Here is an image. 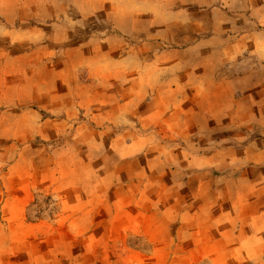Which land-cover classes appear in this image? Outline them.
I'll list each match as a JSON object with an SVG mask.
<instances>
[{"label":"rangeland","instance_id":"1","mask_svg":"<svg viewBox=\"0 0 264 264\" xmlns=\"http://www.w3.org/2000/svg\"><path fill=\"white\" fill-rule=\"evenodd\" d=\"M175 1L0 0V189L11 184L28 194L14 214L0 210V264H116L109 260L114 251L130 254L129 264H264V255L259 260L253 254L234 261L216 253L197 261L172 260L173 253L188 254L194 246L178 245L173 227L147 225L152 219L179 220L184 206L190 207L186 218L206 221L219 211V219H231L239 194L224 177L258 165L229 162L235 156L222 154L212 171L219 183L210 187V161L197 163L190 156L264 144V120L215 131L202 147L188 140L180 149L187 160L162 149L151 160L149 153L122 158L114 142L136 134L126 118L136 122L147 110L153 81L183 69L163 65L193 61L192 55L172 51L190 28L177 18L181 11L166 12L178 7ZM226 66L218 74L215 69L214 80L234 70ZM216 84L209 91H227L225 83L218 89ZM224 102L211 99L209 104L216 110ZM201 167L208 172L204 178L195 174ZM249 180H239L240 196L254 190ZM216 187L219 205L210 212L208 191ZM84 198L89 219L100 204L106 205L104 220L113 218L118 207H131L139 210L138 227L119 228L115 243L105 244L98 237L106 230L83 227V211H75ZM162 235L169 244L150 240ZM154 251L158 260L150 259Z\"/></svg>","mask_w":264,"mask_h":264},{"label":"crops","instance_id":"2","mask_svg":"<svg viewBox=\"0 0 264 264\" xmlns=\"http://www.w3.org/2000/svg\"><path fill=\"white\" fill-rule=\"evenodd\" d=\"M175 2L178 7L174 8L171 5L166 12L181 11L177 14V18L190 28L184 32L183 36L186 37L184 43L172 51L184 53L187 56L192 55L193 61L175 59L170 61L167 67L163 65L167 69H183L175 76L167 78L160 76L157 81L154 80L153 84L156 86L152 90V98L145 103L147 110L137 116L136 122L126 118L133 124L128 128L134 130L136 134H133L134 137L130 140L124 139L126 136L124 134L121 139L114 140L121 147L122 158L134 159L139 153L145 154L144 158L149 153L151 160L156 149H162L168 154L175 151L187 160V152L180 149H185L188 140L194 138L193 144L202 147L204 142H212L211 135H214L215 131L222 133L235 126H246L251 122L260 123L264 120V30L260 28L264 26V0H176ZM252 59L253 62H258L256 66L251 64ZM224 65L229 67V71L231 68L234 70L214 80L215 69L218 74ZM185 70L187 72L184 74ZM215 83H217V89L219 83H225L227 91L224 93L214 88H210L209 91L210 84ZM211 99L215 101L221 99L226 102L220 104V107L218 106L215 110L214 106L209 104ZM222 154L235 156L229 162L237 160L258 165L246 167L239 176L233 177L229 173L224 177L227 180L225 185L235 186V193L239 194L236 203L234 202L237 206L232 210L234 214L229 216L231 219H219L217 215L219 211L211 214L210 220L206 221L186 218L190 207L184 206L179 209V220L147 221L148 227L151 228L173 227V231L176 229L174 234H177L178 245L194 246L188 254L173 253L172 260L197 261L213 253L219 257L226 255L231 261L250 259L252 254L254 258L260 260L264 255L262 215L264 213V167L262 166L264 144L259 142L239 149L226 148L221 151L212 150L210 154L191 155L190 157L197 163L210 161L212 179L210 187L219 183V176L213 175L212 171L218 169L219 162L222 161L218 156ZM195 174L204 178L208 172L201 167ZM11 176L12 174H9V181ZM248 179L250 180L246 184H252L254 190L240 196V193L244 191H240L242 186L240 187L241 184L238 182L239 180L248 181ZM256 188L258 189L255 190ZM203 190L206 192L207 188L204 187ZM209 190L210 212H212L219 205V187ZM20 192L11 184L4 191L0 189V210L4 215L5 212L14 214L17 212V207L25 204L22 197L28 194ZM73 206L72 210L75 208ZM23 208L19 209L22 211ZM79 210L83 211V227L106 230L105 235L98 237L104 240L105 244H109V241L115 243L119 228L124 231V229L138 227L139 210L131 207H118L113 218L109 220L101 218V214L106 210L105 204L92 209L95 217L92 220L87 217L91 208L85 202V198L83 203L75 209V211ZM21 211L18 213L21 214ZM204 212L207 211H200V215ZM7 221H11L9 217ZM9 226L13 227L14 224ZM155 238L150 239L153 244L170 243L167 235L159 236L157 240ZM155 253L156 251L150 259L158 260L159 257L155 256ZM169 253L170 251L164 254ZM129 258L130 254L122 255L114 251L109 260L116 261V264L120 260L129 264L127 263Z\"/></svg>","mask_w":264,"mask_h":264}]
</instances>
